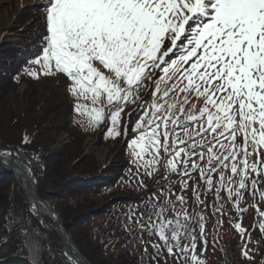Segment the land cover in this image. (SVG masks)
<instances>
[{
  "label": "snow or ice",
  "instance_id": "1",
  "mask_svg": "<svg viewBox=\"0 0 264 264\" xmlns=\"http://www.w3.org/2000/svg\"><path fill=\"white\" fill-rule=\"evenodd\" d=\"M42 7L46 35L34 61L42 72L28 74L65 79L88 127L104 123L113 139L133 133L127 143L137 175L141 167L151 176L163 166L164 177L178 176L181 192L192 188L202 208L201 180L208 193L215 188L217 200L226 191L245 211L239 208L244 191L254 195L264 180V0H47ZM131 105L141 117L135 122L126 112ZM177 202L188 204L183 195L151 207L146 202L141 229L181 264H205L197 255L198 240L207 245L204 217L196 219L197 233L187 211L175 212ZM223 208L216 211L222 215ZM170 210L172 217L165 215ZM182 237L188 244L182 246ZM242 254L252 259L247 250ZM62 255L67 264H81Z\"/></svg>",
  "mask_w": 264,
  "mask_h": 264
},
{
  "label": "trees",
  "instance_id": "2",
  "mask_svg": "<svg viewBox=\"0 0 264 264\" xmlns=\"http://www.w3.org/2000/svg\"><path fill=\"white\" fill-rule=\"evenodd\" d=\"M15 51L16 59L1 61L4 66L8 64L7 71L13 72L8 76L0 72V80L3 79L0 86V145L17 150L31 163L39 183L38 193L44 198L50 197L58 200L56 208L61 212L67 230L91 264H125L124 260L131 251L128 247L125 249L123 245L128 243L126 241L129 235L117 228L116 236L106 235L103 243L94 241L90 238L88 230L81 225L82 222L84 223V217L90 215L100 217L108 213L109 216L122 221L121 214H124L130 206L129 210L132 213L130 226L141 227L147 221V216L141 217L140 215L145 209L146 202H149V207L151 203L160 204L165 199L176 202L180 195L188 200V204L182 206L177 202L175 212L182 215L184 211H187L191 215L190 228H195L199 233L196 219L200 215L204 217L203 238H206L207 245L204 246L202 240H198L197 255L205 261V264H236L237 259L251 260L250 264H264V232L260 230L264 217H261L257 208L253 206L258 205L259 210L264 211V199L260 195V192L264 191V180L257 181V190L254 195L250 188L244 191L239 208L246 210L239 212L236 206L228 200L226 191L221 192V199L217 200L215 188L208 193L204 181L201 180L200 199L207 205L206 208H202L193 197L192 188L181 192V184L177 182L178 176L169 173L167 178L164 177L163 166L151 176H145L144 168L141 167L137 175V166L130 162L127 155L124 157L121 153L120 159L112 169L106 166L101 167L98 162L86 156L85 149L82 150L81 146L85 138L77 140L74 135L69 145L54 147L57 144L56 135L66 130L73 131L80 128L85 130V135H89L90 131H87L89 129L86 126L87 117L83 116L81 120L85 126H81L80 120H70L68 116L75 112V100L68 93L63 92L65 90L63 87L67 92L65 79L56 78L53 75H40L38 79L31 76L23 77L29 82L28 98L26 97L23 101L17 91L18 83L22 81H19L16 72L23 70L17 60L26 53L18 47ZM32 66L33 62L27 67ZM54 81L57 83L56 86L50 84ZM143 92L142 90L141 93L144 94ZM134 108L135 106L131 105L126 112H132ZM138 113L139 110L132 112L130 117L132 122L141 118ZM124 119L128 120V117L125 116ZM177 130L182 135V131ZM132 134L129 132L122 136L126 138L124 151L127 150V141ZM25 139H27L26 143ZM161 164H163V158ZM147 170L152 171L151 168ZM197 178L193 177V179ZM141 179L147 187L140 186L138 181ZM217 180L218 177L214 176V183ZM116 182H120V185L115 190L108 192L105 190L108 187L113 188ZM218 186L216 184V187ZM161 188L163 192L160 191ZM169 188L173 189L171 194H169ZM86 190L99 192L97 194L105 193L104 197L99 200L104 204L100 206L90 199L73 201L75 194L83 195ZM74 191L77 193L72 194ZM67 193L72 194V198H69ZM153 197L159 199L153 200ZM125 204L127 206L123 207ZM221 204L224 206L222 215L216 211ZM135 206L138 208H134ZM120 207L123 208L120 209ZM165 215L171 217L174 213L170 210ZM133 219L138 220L139 223H133ZM76 221H81L78 225L80 230L74 231L73 226H76ZM237 223L246 230L243 234L237 231L235 227ZM103 224H105L104 219H101L97 225L103 227ZM50 235L54 237V243L51 246L48 244ZM141 237L149 241L153 239L156 240L155 242L159 241L149 231H142ZM110 241L116 243L117 249L122 250L121 256L124 260L118 259L115 263L114 256L106 257L104 243ZM29 242L35 248V252H33V247L26 246ZM181 243L183 246L188 244V241L181 238ZM54 246L62 248L59 236L56 233L50 234L39 224L31 222L25 194L13 174L6 170L0 161V259H5L0 264H35L37 259L39 264H58L54 258ZM242 250H247L252 259L246 258ZM62 263L67 264L66 261Z\"/></svg>",
  "mask_w": 264,
  "mask_h": 264
},
{
  "label": "rangeland",
  "instance_id": "3",
  "mask_svg": "<svg viewBox=\"0 0 264 264\" xmlns=\"http://www.w3.org/2000/svg\"><path fill=\"white\" fill-rule=\"evenodd\" d=\"M31 3V0H0V71L2 74L5 76L10 75L13 71H7L8 69V64L4 66L1 64V61H5L7 59L17 58V53L15 51L16 47L23 51L24 47H30V46H36L37 40L43 39V34L45 31V26L43 24V19L38 11V9H34L35 7L32 8V5L29 4ZM25 17L26 18L24 21V24L21 23V20ZM28 19V20H27ZM25 28V29H23ZM42 36V37H41ZM33 49V48H29ZM26 58L25 54L20 57V59L17 60L18 65L24 61ZM4 62V63H5ZM11 68V66H9ZM19 76V82L18 83V92L20 93L21 99L24 101L27 96L28 88H29V82L24 79L25 73L21 70L18 72ZM17 77V76H14ZM56 77V76H55ZM57 78V77H56ZM58 80V79H57ZM3 82V79L1 78L0 80V86L1 83ZM51 85L56 86L57 83L56 81L51 82ZM41 87V86H39ZM57 89V88H55ZM63 92L67 94L66 88L63 87ZM70 120L78 121L82 120L83 116L79 115L76 112H72L68 116ZM110 123V122H108ZM87 126V125H86ZM90 131L89 135H85V130L79 129H74L73 131L66 130L63 133H60L56 135L55 141H56V146H61V145H69L72 143V136L74 135L75 138L78 139H83L82 143V150L85 149L86 156L89 159L94 160L95 162H98V165L100 164L101 167L106 166L110 169L114 167V164L118 162L120 159L121 155L123 154L124 157L129 158L132 162V155H131V150L129 147H127V150L124 151L125 145L124 141L126 138H118V139H113L110 138L106 135V130H105V124L100 125L99 127L96 128H91L88 127ZM76 148V147H75ZM122 153V154H121ZM148 157H144V160H148ZM143 163V161L141 162ZM120 183V182H119ZM119 183H114L113 188L108 187L105 188V190L108 192L110 190H115ZM104 189V188H103ZM97 190H100V188ZM80 192V191H79ZM24 193V191H23ZM77 193V191H74L72 194ZM97 191H88L86 190L83 195L75 194L76 196L73 198V201H79V200H86L90 199L92 202L96 201L98 205H103L104 203L100 202L99 200L104 197L105 193H100ZM72 194L67 193V196L69 198H72ZM26 196V195H25ZM67 198V197H66ZM68 199V198H67ZM54 206L56 203H58V200L50 199ZM62 201V200H61ZM27 202V210L28 213L31 216V222L35 224H39L37 220H35V217L31 214V208L30 205L28 204V199H26ZM106 203V202H105ZM127 205L125 204L123 207H126ZM123 207H120L122 209ZM130 206H128V209H126V212L124 214L122 213L121 219L122 221H118V218H113L109 216V214H105V216H86L84 217V223L82 222L81 225L84 226L85 229L88 230L90 238H92L94 241H100V243H103L102 241L105 240V236L113 234L114 236L117 235V228L118 230H124L126 232V235L128 239L123 247L127 249L128 247L129 251L127 255L128 257L124 260L122 258L121 253L122 250L117 249L116 243L107 242L105 245V252H106V257H112L114 256L115 258L113 261L117 263L118 259H123L125 261V264H157V260H159L160 264H181V261L172 257L168 256L166 251L161 250L157 247H154L153 245H158L161 242H155L156 240H151L149 241L147 238H142V230L140 226L136 227H131L130 225L132 224L130 222V218L132 216V213H130L131 210H129ZM134 208H138V206H135ZM129 210V211H128ZM122 212V211H121ZM92 213V212H91ZM85 214V213H84ZM172 217V216H171ZM104 219L105 224H103V227H100L98 224V221H101V219ZM82 217L80 218V220ZM81 223V221H79ZM78 221L75 222L76 226H73V230L76 231V229L80 230L78 225H80ZM62 223L65 225L64 220ZM127 225V227H126ZM66 227V225H65ZM67 228V227H66ZM134 229V230H133ZM49 232V231H48ZM71 238L74 240L72 234L67 231ZM50 234L56 233L55 231L49 232ZM140 233V234H139ZM58 236L59 234L56 233ZM183 238V237H182ZM54 237L52 235L49 236L48 244L51 246L54 243L53 241ZM59 240L61 241V237L59 236ZM75 242V240H74ZM76 243V242H75ZM59 244V243H58ZM62 244V241H61ZM256 245V244H254ZM46 246V245H45ZM78 246V245H77ZM49 248V246L47 245ZM79 248V247H78ZM46 250V249H45ZM80 250V249H79ZM82 253V251H81ZM54 258L58 261V264H63L62 262L65 263V259L63 260V255H62V248H59L57 246H54ZM84 255V253H82ZM203 255V254H202ZM85 257V256H84ZM87 258V257H85ZM135 260H134V259ZM128 259V261H127ZM1 261H5V259H0ZM251 260H238L236 264H250ZM124 263V262H123ZM91 264V263H90ZM211 264V263H209Z\"/></svg>",
  "mask_w": 264,
  "mask_h": 264
},
{
  "label": "bare ground",
  "instance_id": "4",
  "mask_svg": "<svg viewBox=\"0 0 264 264\" xmlns=\"http://www.w3.org/2000/svg\"><path fill=\"white\" fill-rule=\"evenodd\" d=\"M41 0H33V2H40ZM2 156H4L6 161L9 163L11 167L14 169V173H16V176L21 183L23 187H27L31 192H35V182L31 178V172L27 170L24 166L23 163L20 161H16L14 158H11L9 154L7 153H1ZM32 195V194H31ZM29 204L31 211L35 216H37L39 219H41L45 225L49 226L50 224L47 222L46 217L51 216V208H52V203L50 201L48 202H43L33 195L29 197ZM66 243H67V251L70 253L73 258L81 264H88L87 260L82 256V254L76 250V248L73 246L72 240L67 237L66 238Z\"/></svg>",
  "mask_w": 264,
  "mask_h": 264
},
{
  "label": "water",
  "instance_id": "5",
  "mask_svg": "<svg viewBox=\"0 0 264 264\" xmlns=\"http://www.w3.org/2000/svg\"><path fill=\"white\" fill-rule=\"evenodd\" d=\"M1 153H9L10 155L14 156L18 161L24 163V165L31 171L30 166L15 151L5 150L0 148V154ZM31 174H32V178H34V173L31 172ZM27 193L28 195L32 194L36 198L40 199L36 192H31L28 188H27ZM41 200L45 201L43 199ZM52 212L56 215V219H55L56 227L54 229L61 235L64 244V249L66 250L67 249L66 238L68 237V233L66 232V229L62 223V217L60 213H58L54 207H52Z\"/></svg>",
  "mask_w": 264,
  "mask_h": 264
}]
</instances>
